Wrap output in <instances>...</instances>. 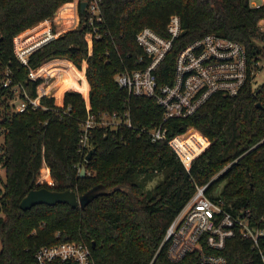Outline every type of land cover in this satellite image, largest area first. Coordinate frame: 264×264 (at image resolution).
<instances>
[{"label": "trees", "instance_id": "trees-1", "mask_svg": "<svg viewBox=\"0 0 264 264\" xmlns=\"http://www.w3.org/2000/svg\"><path fill=\"white\" fill-rule=\"evenodd\" d=\"M69 1L0 0V64L10 68V83L20 82L33 96L39 79L29 80L28 68L65 55L70 58L69 75L80 86L42 96L39 102L45 108L22 112L11 110L14 94L0 86V264H74L58 259L38 263L32 256L41 245L69 240L85 243L93 264H195V252L173 262L166 257V244H161L165 227L195 185L207 182L205 193L220 197L228 210L248 207L254 218L264 217V81L247 85L236 96L215 93L190 116L162 122L153 98L127 94L112 77L141 64L136 61L143 55L134 41L136 30L149 26L164 34L171 14L178 16L180 32L163 63L167 71L173 52L205 33L238 41L249 62L258 59L264 47L256 46L254 39L264 38L257 25L264 17V0L254 5L248 0H99L100 20L94 22L99 37L87 23L85 5L79 10V0L76 27L33 49L26 64L20 63L13 37ZM76 74L82 75L84 89ZM123 111L131 127L96 125L78 149L79 123L88 113ZM159 123L167 137L185 126L207 137L208 145L187 169L166 141H151L141 130ZM194 137L189 130L184 143L176 140L185 146L184 157ZM89 148L93 150L85 159ZM42 165L51 184L37 181ZM156 175L160 177L151 189L146 187ZM218 181L223 184L214 195ZM41 186L86 193L88 199L82 207L56 202L20 208L25 193ZM202 250L221 253L224 264H263L250 241L238 234L219 251Z\"/></svg>", "mask_w": 264, "mask_h": 264}, {"label": "built area", "instance_id": "built-area-1", "mask_svg": "<svg viewBox=\"0 0 264 264\" xmlns=\"http://www.w3.org/2000/svg\"><path fill=\"white\" fill-rule=\"evenodd\" d=\"M98 2L99 0L85 2L87 23L95 37L100 36L97 25L94 24L100 20ZM164 31V34H159L149 26L138 28L134 34V41L143 55L136 61L142 65L120 69L113 77L115 84L127 94L153 98L160 109L162 122L190 116L215 93L236 96L254 82L259 58L249 62L247 52L240 42L214 33H205L179 46L172 54L170 70L167 71L163 63L168 57L172 42L180 32L179 18L176 14L168 17ZM16 58L20 63L26 64V60H20L19 55ZM49 60L52 58L48 59L47 64L51 62ZM70 67L69 60L64 66L57 68L45 65L44 68L29 67L27 78L39 79L40 82L42 77H49L61 70L66 76L71 77L68 72ZM76 76L84 84L82 75ZM160 78L165 80L162 81ZM11 80L10 68L6 64H0V86L7 87L14 94L11 100L12 111L45 108L40 104L39 98L51 94L38 87L39 82L35 86V94L30 96L20 82L10 83ZM70 80L72 82V79ZM82 88L84 89V85ZM119 124L132 126L127 111L121 114L98 112L97 116L88 113L79 123L78 149L82 150L85 146V138L92 127L100 125L114 128ZM141 130L146 132L151 141H166L167 144L169 142L166 127L161 126V123L148 128L143 127ZM2 136L3 129L0 128L1 141ZM173 150L187 169L190 160L181 159L178 148ZM3 174L4 168L0 163V178ZM206 186L207 182L195 185L193 192L165 227L161 244H166V257L175 262L184 254L195 252V264H224L225 259L221 253L204 252L202 247L219 251L228 238L238 234L250 241V248L256 250L264 264L262 245L264 217L254 218L248 207L226 209L220 197L212 198L205 193ZM32 256L38 263L58 259L72 261L74 264H93L89 247L81 241L74 240L41 245L33 251Z\"/></svg>", "mask_w": 264, "mask_h": 264}, {"label": "rangeland", "instance_id": "rangeland-1", "mask_svg": "<svg viewBox=\"0 0 264 264\" xmlns=\"http://www.w3.org/2000/svg\"><path fill=\"white\" fill-rule=\"evenodd\" d=\"M78 1L79 0H71L69 1L70 5L68 6H64V7L63 5L58 6L50 18H46L45 21H42V20L38 21L30 25L29 27H27L25 30L17 33L13 37L14 55L16 57L19 55L20 60H26L27 55L33 49L44 44L48 40L57 36L58 34L76 27V24L78 21V16H77ZM258 2H260V0H248V3H250L251 5H254ZM257 25L260 26L262 30H264V17L257 21ZM254 44L258 46L259 48H261V46L264 47V38L254 39ZM258 53L260 55L259 64H258V70L254 76L253 84H258L264 81V51H263V54H261L262 49L261 50L259 49ZM68 60H70L69 57L65 55H61V56L55 57V59L49 60L51 61L49 64H47L48 60H45L41 62L40 64H38L37 66L44 68V65H45L46 67L50 66V67L57 68V67L64 66L65 63L68 62ZM52 71H54V69ZM113 77H114V74H113ZM70 79L72 78L66 76V73L61 70L60 72H55L54 74H51L49 77H46V78L42 77L40 79V82L38 81L39 83L37 86L40 87L42 90H47L48 94L54 95L60 90H62L64 87H67L69 85L68 83L69 81L73 85L70 84V86L68 87H75L74 85H77L74 79H72V82ZM80 83L81 85H84L81 79H80ZM189 130L193 131V133L195 134L194 146H191V148L189 149L190 154L184 157L185 153L183 151V148L185 146L182 145L181 143L178 145L176 143V140L178 142L182 140V143H184L183 142L184 135H187V132ZM208 142L209 141L206 136L199 133L191 126H185V127L180 128L178 132L169 136L168 144L173 149L178 148V155L180 156L181 159L191 160L192 158H194L197 154H199L201 151H203L206 148V146L208 145ZM227 165L228 163L222 166L220 169H218L215 173H213L209 180L216 177L220 172H222V169ZM159 177L160 175L154 176L150 181L145 183V186L150 187L151 189V186L158 180ZM37 181L40 183L44 182L46 184H51V179L45 172V168L43 165L39 169ZM222 184H223V181H218L216 185L214 186V188L212 189V194L215 195L219 193L221 190Z\"/></svg>", "mask_w": 264, "mask_h": 264}, {"label": "water", "instance_id": "water-1", "mask_svg": "<svg viewBox=\"0 0 264 264\" xmlns=\"http://www.w3.org/2000/svg\"><path fill=\"white\" fill-rule=\"evenodd\" d=\"M85 5V1H79V10H82ZM93 148H89L85 154V159H87L92 152ZM83 167L79 168V175L83 174ZM87 194L76 195L73 190H52L46 187L32 188L28 190L25 195L19 200L18 205L22 209L29 208L30 206L37 203H44L47 205H52L56 202H64L70 206H75L76 203L79 206H83L87 201Z\"/></svg>", "mask_w": 264, "mask_h": 264}, {"label": "bare ground", "instance_id": "bare-ground-1", "mask_svg": "<svg viewBox=\"0 0 264 264\" xmlns=\"http://www.w3.org/2000/svg\"><path fill=\"white\" fill-rule=\"evenodd\" d=\"M64 81H65V80H64ZM68 83H69V85L71 84L70 81H69Z\"/></svg>", "mask_w": 264, "mask_h": 264}, {"label": "crops", "instance_id": "crops-1", "mask_svg": "<svg viewBox=\"0 0 264 264\" xmlns=\"http://www.w3.org/2000/svg\"><path fill=\"white\" fill-rule=\"evenodd\" d=\"M67 3H69V2H67ZM52 59H54V58H52Z\"/></svg>", "mask_w": 264, "mask_h": 264}]
</instances>
